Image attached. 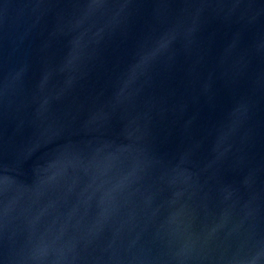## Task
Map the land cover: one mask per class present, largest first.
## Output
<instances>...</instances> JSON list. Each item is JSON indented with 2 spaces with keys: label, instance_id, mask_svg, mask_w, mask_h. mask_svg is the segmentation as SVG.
Here are the masks:
<instances>
[{
  "label": "water",
  "instance_id": "obj_1",
  "mask_svg": "<svg viewBox=\"0 0 264 264\" xmlns=\"http://www.w3.org/2000/svg\"><path fill=\"white\" fill-rule=\"evenodd\" d=\"M0 264H264V0H0Z\"/></svg>",
  "mask_w": 264,
  "mask_h": 264
}]
</instances>
